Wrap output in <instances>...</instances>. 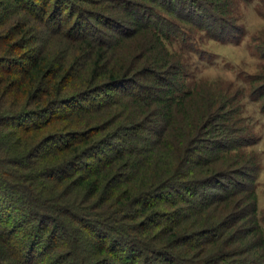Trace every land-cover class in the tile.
Here are the masks:
<instances>
[{
  "label": "trees",
  "instance_id": "16d2710c",
  "mask_svg": "<svg viewBox=\"0 0 264 264\" xmlns=\"http://www.w3.org/2000/svg\"><path fill=\"white\" fill-rule=\"evenodd\" d=\"M226 6L0 0V264H264L230 87L165 46L237 42Z\"/></svg>",
  "mask_w": 264,
  "mask_h": 264
},
{
  "label": "rangeland",
  "instance_id": "374dc122",
  "mask_svg": "<svg viewBox=\"0 0 264 264\" xmlns=\"http://www.w3.org/2000/svg\"><path fill=\"white\" fill-rule=\"evenodd\" d=\"M225 1V16L245 30L237 42H216L195 30L197 41L194 45L193 42L178 45L165 41V46L179 59L186 85L215 81L222 87H230L231 99L238 105V114L246 125L245 132L253 141L243 151L256 153L260 159L255 191L261 218L264 212V111L261 108L263 100L251 92L263 80L250 82L249 79L264 74V0ZM207 54L214 58H208Z\"/></svg>",
  "mask_w": 264,
  "mask_h": 264
}]
</instances>
